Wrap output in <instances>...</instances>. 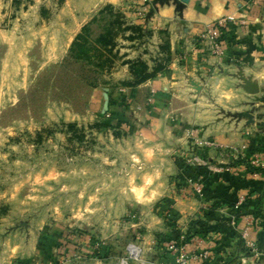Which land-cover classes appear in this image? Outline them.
Wrapping results in <instances>:
<instances>
[{
	"label": "rangeland",
	"instance_id": "obj_1",
	"mask_svg": "<svg viewBox=\"0 0 264 264\" xmlns=\"http://www.w3.org/2000/svg\"><path fill=\"white\" fill-rule=\"evenodd\" d=\"M61 1L0 0V264H176L165 246L176 242L174 232L199 222L215 242L218 205L239 200L207 182L250 173L244 163L257 168L255 157L248 147L207 137L206 121L183 123L176 113L172 134L181 143L153 132L160 100L150 87L137 88L130 67L142 62L151 72L173 57L167 34L149 24L154 0L106 4L70 33ZM207 26L194 47L201 60H221L228 26L216 40ZM237 105L254 119L253 106ZM217 111L218 119L244 122L234 132L254 128L255 121L234 118L238 112ZM159 157L171 161V174L169 162L153 161ZM177 200L197 202V211L180 222ZM131 244L140 247L137 260Z\"/></svg>",
	"mask_w": 264,
	"mask_h": 264
},
{
	"label": "crops",
	"instance_id": "obj_2",
	"mask_svg": "<svg viewBox=\"0 0 264 264\" xmlns=\"http://www.w3.org/2000/svg\"><path fill=\"white\" fill-rule=\"evenodd\" d=\"M154 1V14L149 24L158 32L167 34L173 57L167 68L137 87L140 91L150 87L160 100L157 104L159 118L152 123L153 132L164 131L168 139L166 143L175 146L181 143L182 136L172 134L178 122H173L170 113H176V119L187 124L206 121V136L213 141L257 148L253 157L257 168L264 170V118L259 114L264 112V0H189L185 5L175 0ZM117 2L119 0H65L61 13L72 19L74 30L69 33L76 31L80 23L84 25V21L102 6ZM221 18L231 20L225 37L226 56L221 60L209 57L201 60L194 47L196 37L203 27ZM159 48L157 46V51ZM232 52L237 54L241 67L233 64ZM240 68L245 77L256 82L259 92L255 96H248L240 88L241 82L234 76ZM188 80L195 82L197 91L188 85ZM205 98L212 101L202 102ZM242 101L255 108L254 128L234 132V129L244 127V122L230 123L218 119L216 113L221 108L231 112L245 111L244 107L237 105ZM162 144L155 141L153 146ZM153 161L169 162L165 171L168 174L173 172L170 160L159 157ZM212 177L207 182L212 190L221 184L222 195H227L228 200L237 196L239 200L236 205L231 203V207L218 205V223L214 229L220 231L215 233V242L214 238H207L202 245L209 251V257L206 261L190 264H264V174L243 170L237 176L224 173ZM215 191L218 194L217 189ZM162 193L157 191L151 195L158 198ZM174 208L181 215L182 222L188 214L197 211L198 204L177 200Z\"/></svg>",
	"mask_w": 264,
	"mask_h": 264
},
{
	"label": "built area",
	"instance_id": "obj_3",
	"mask_svg": "<svg viewBox=\"0 0 264 264\" xmlns=\"http://www.w3.org/2000/svg\"><path fill=\"white\" fill-rule=\"evenodd\" d=\"M230 22L231 20H229L228 18H221L215 23L208 25L204 30V33L207 34V36H211L212 39L216 40L217 36L219 35V31H222V29L227 27ZM213 46H215L213 49L215 53H223L216 42H214ZM182 239H184L183 236L180 237V241H182ZM189 245L188 243L179 244L174 241H169L165 244L167 251L171 254L176 264H190L191 262L197 263L206 261L208 259L209 251L202 246L203 240H201L200 238H195ZM127 249L130 258H133L134 260L140 258V247L131 244Z\"/></svg>",
	"mask_w": 264,
	"mask_h": 264
},
{
	"label": "trees",
	"instance_id": "obj_4",
	"mask_svg": "<svg viewBox=\"0 0 264 264\" xmlns=\"http://www.w3.org/2000/svg\"><path fill=\"white\" fill-rule=\"evenodd\" d=\"M61 3H63V2L61 1ZM84 29H85V26L82 28V30H84ZM80 36H81V33L75 37V41H77V39L80 38ZM72 48H73V46H71V49ZM100 55H102V54H100ZM164 69H165L164 66L156 65L155 68L151 72H148V67L144 63L135 62V63L131 64L130 72L135 79L134 84L139 85V84H142L143 82L151 79L152 77H154L155 75H157L158 73L163 71ZM256 151H257V148L250 147L249 148V155H253ZM244 164L247 166L249 171L264 174L263 169L254 168V167L250 166L248 164V162H245ZM193 225L194 226H191L188 228V231L184 235L180 234L179 232L177 234H176V232H174L176 234V235L174 234V239L176 240L177 243L184 244V243L190 242L194 238H200V237L201 238H207L209 232H212V230H209L207 232V229L204 227V225L200 224L199 222H197ZM181 236L184 237V241H179Z\"/></svg>",
	"mask_w": 264,
	"mask_h": 264
},
{
	"label": "water",
	"instance_id": "obj_5",
	"mask_svg": "<svg viewBox=\"0 0 264 264\" xmlns=\"http://www.w3.org/2000/svg\"><path fill=\"white\" fill-rule=\"evenodd\" d=\"M178 3L181 4H188L189 0H175ZM238 79L241 82L240 87L244 90L245 93L249 95H256L259 92V88L250 77H245L242 72H239ZM234 118H237L238 120L244 119L246 120L247 124H253L254 119L253 115L248 112H238L233 115Z\"/></svg>",
	"mask_w": 264,
	"mask_h": 264
}]
</instances>
